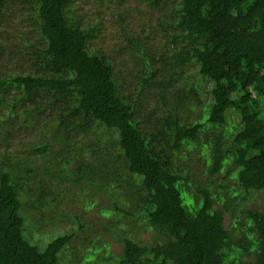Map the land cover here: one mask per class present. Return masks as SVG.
<instances>
[{
	"label": "trees",
	"instance_id": "trees-1",
	"mask_svg": "<svg viewBox=\"0 0 264 264\" xmlns=\"http://www.w3.org/2000/svg\"><path fill=\"white\" fill-rule=\"evenodd\" d=\"M138 1L158 11L166 38L158 93L163 115H155L154 132L138 123L133 102L120 95L111 61L91 47L98 19L90 24L76 13V0L30 1L13 46L0 41V264H67L61 254L73 237L58 234L42 247L25 233L30 218L23 208L36 212L40 223L52 189L38 159L10 150L31 120H44V127L49 121L61 134L26 150L46 156L49 175L94 190L126 181L129 189H118L125 208L113 202L118 218L106 230L130 217L154 232L151 243L125 233L118 256L104 252L84 264H264V199L260 207L249 206L257 194L264 196V0ZM133 46L137 51L139 43ZM27 63V71L15 69ZM197 77L209 84L206 100ZM196 106L195 118L182 120L181 113ZM229 111L238 114L232 132H217ZM77 115L92 124L82 130L84 122L70 123ZM91 125L92 133L101 126L115 134L106 144L117 154L66 137L91 132ZM208 135L211 165L203 181L172 159ZM72 150L75 167L68 170ZM100 249L83 257L98 256Z\"/></svg>",
	"mask_w": 264,
	"mask_h": 264
},
{
	"label": "rangeland",
	"instance_id": "rangeland-1",
	"mask_svg": "<svg viewBox=\"0 0 264 264\" xmlns=\"http://www.w3.org/2000/svg\"><path fill=\"white\" fill-rule=\"evenodd\" d=\"M30 1L32 0H7L5 5L0 8V41L3 44L13 46L12 40L18 36V31L26 20L22 16H25L28 12ZM76 1L73 3L76 7V13L89 20L90 24L94 22L95 17L98 19L99 30L91 47L106 55L111 61L116 81L119 84L120 95L129 104L133 102L135 109H137L138 123L146 131H156L152 121L155 115H163L162 107L158 102V93L160 90L159 83L163 75L162 71L166 66L163 62L165 56L164 41L166 38L156 23L158 11L151 9L145 1L140 2L138 0ZM130 37H132L131 40ZM16 40L14 43L20 45L21 40L17 38ZM135 41L139 43L137 51L133 46ZM15 59L21 62V56H18V54ZM12 63L14 64L9 65L15 66V60ZM25 67L18 66L15 69L25 72V70H28V63ZM190 72L194 77L196 76L195 69L192 68ZM149 74L150 76H148ZM197 79L201 82L202 96L206 100L209 84L205 81L202 82L200 77H197ZM198 110L199 106L192 109L187 108L181 113L182 120L192 121ZM28 118L32 119L28 115L24 117L27 121ZM226 119L228 122L225 126L215 128L217 132L231 133L234 123L238 120V114L229 111ZM69 121L72 124L84 122L85 124L81 125L82 130L92 124L91 120L84 119L82 115H77ZM47 123H49L48 127H44V120L26 122L23 128L20 129L21 131L18 132L20 138L14 146L10 147V150L14 153L22 152L23 156L38 159L41 176L52 188L51 194L46 198L49 205L41 210L44 212V216H39L40 223L36 224L35 222V216L38 217L36 212L23 208L30 218L25 226V233L31 237V240L37 244H43V247L55 235L72 233L73 237L70 243L61 254V259L67 264H84L89 260L94 262V260L104 255L108 257L118 256L122 250V242L119 238L125 233V235L139 243H151L154 232L141 228L137 225V220L130 217L122 221V225L117 226L116 230H106L104 228L111 225L118 218L116 214H113L115 211L114 201L125 208L124 203L118 199L120 196L118 189L122 186L120 190H128L129 187L126 181L121 180L109 191L102 188H95L94 190L86 187H75L66 176L59 180L46 172L44 169L45 164L51 165L50 162H47L46 156L41 157L40 153L36 151L26 152L29 145L37 144L42 138H61V134L54 131L53 124L49 121ZM91 129L92 125L90 131ZM96 133L100 137H96ZM112 133L101 126H97L94 133L92 131L86 133L82 131L72 132L66 137L84 145H94L98 142L102 145L101 148H106L112 154H117L115 147L106 144V141L114 137L115 134ZM209 137L208 135L206 138L203 137L202 141L190 142L189 145L184 146L181 151L173 155L172 162H174V165L178 164L183 171H190L197 179L206 180L211 165V154L209 145L206 142ZM72 141L68 142L70 146H72ZM54 143L56 149H58L60 142ZM2 144L4 145V142ZM62 154L59 153L58 155L62 156ZM100 154L99 149L96 155ZM70 156H75L73 150ZM116 158H118L116 163L121 164L119 157ZM87 159L91 161V158L87 157ZM74 161V157H72L71 162L66 166L68 170L74 169ZM263 199V194H257L253 201L249 203V206L260 207ZM22 201L24 205L28 203L27 198H23ZM106 210L110 211L111 214L107 216L104 213ZM73 215L79 216V222L84 227L79 226ZM229 216L226 213V224L229 221ZM94 246L101 247L99 255L84 258L83 256L91 253L90 249Z\"/></svg>",
	"mask_w": 264,
	"mask_h": 264
}]
</instances>
